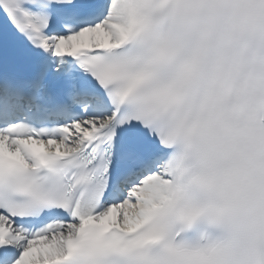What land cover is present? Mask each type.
<instances>
[{
  "label": "snow or ice",
  "instance_id": "obj_1",
  "mask_svg": "<svg viewBox=\"0 0 264 264\" xmlns=\"http://www.w3.org/2000/svg\"><path fill=\"white\" fill-rule=\"evenodd\" d=\"M0 264H264V0H0Z\"/></svg>",
  "mask_w": 264,
  "mask_h": 264
}]
</instances>
